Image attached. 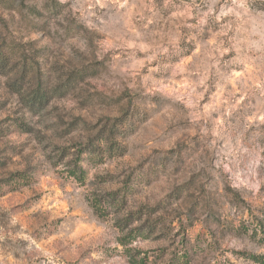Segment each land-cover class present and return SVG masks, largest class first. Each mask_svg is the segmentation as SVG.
Instances as JSON below:
<instances>
[{"label":"clouds","instance_id":"1","mask_svg":"<svg viewBox=\"0 0 264 264\" xmlns=\"http://www.w3.org/2000/svg\"><path fill=\"white\" fill-rule=\"evenodd\" d=\"M0 264H264V0H0Z\"/></svg>","mask_w":264,"mask_h":264}]
</instances>
